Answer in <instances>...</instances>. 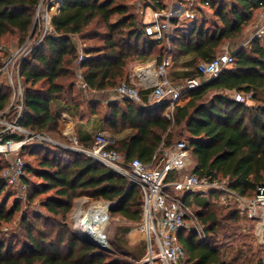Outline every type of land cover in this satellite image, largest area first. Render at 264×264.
Here are the masks:
<instances>
[{
	"label": "trees",
	"instance_id": "1",
	"mask_svg": "<svg viewBox=\"0 0 264 264\" xmlns=\"http://www.w3.org/2000/svg\"><path fill=\"white\" fill-rule=\"evenodd\" d=\"M41 1L0 0V70L16 48L28 40L34 44L39 38L36 22ZM137 3L60 1L55 7L52 31L20 60L24 90L20 125L32 133L69 143L61 124L63 113H68L76 121L79 145L88 149L93 136H80V131L95 118L100 129L112 134L109 148L122 153L128 162L138 158L151 163L155 157V164L163 159L164 149L175 144L176 136L186 135L184 140L195 161L194 172L224 181L241 195L254 196L264 179V36L237 49L234 63L217 77L189 89L185 94L190 100L184 106L177 105L170 117L166 103L145 105L125 98L108 101L103 110L100 101L86 96L78 84L84 81L90 93L110 91L130 81L134 65L154 58L161 64L168 56L172 59L168 71L172 81L199 77L198 64L215 58L227 40L241 37L256 19L264 0L196 2V15L189 25L187 18L173 19L170 48L159 54L154 50L164 44L146 35L144 15ZM207 10H212L221 24L214 30L205 24ZM7 39L12 44L4 45ZM79 44L87 56L81 62ZM180 68L182 75H178ZM236 92H252L256 103L238 101ZM142 93L146 101L148 91ZM12 96L13 89L6 80L0 83V112L10 106ZM13 115L11 112L9 117ZM13 137L20 139L23 135ZM25 154L37 157L38 167L26 161ZM20 156L24 160L21 185L31 190L28 201L46 194L41 201L45 212L34 211L32 217L26 213L20 228L5 231L2 225L14 220L21 200L17 199L12 208L7 207V199L0 201V264H134L131 253L115 242L114 250L106 251L83 239L70 220L79 198L104 200L113 203L109 209L112 217L129 222L122 227L124 233L128 232L143 216V194L137 183L87 153L62 144L25 143ZM3 168L0 165V196L11 186L3 176ZM31 173L42 180L36 190L29 178ZM175 177L171 173L168 179ZM206 192L220 194L216 189ZM185 201L201 208L197 215L206 228L203 240L194 233L179 232L178 239L186 251L185 264H240V258L241 264L253 262L243 249L228 259L218 239L231 225H222V221L241 218L238 208L220 210L201 195L192 200L189 195Z\"/></svg>",
	"mask_w": 264,
	"mask_h": 264
},
{
	"label": "built area",
	"instance_id": "2",
	"mask_svg": "<svg viewBox=\"0 0 264 264\" xmlns=\"http://www.w3.org/2000/svg\"><path fill=\"white\" fill-rule=\"evenodd\" d=\"M60 1L48 0L47 2L50 7L54 4L59 7ZM198 1L200 0H138L137 5L144 15L146 35L155 41L162 42L168 50L175 29L173 19H193L196 15L193 5ZM162 4L164 6H161ZM38 12L39 10L37 14ZM255 23V32L243 44L244 46L255 37L264 36L263 3L257 11ZM52 29V25L41 26L40 36L35 43L30 46L26 42L23 46L16 48L0 70L7 84L13 89V102L11 101L5 111L0 112V152L6 155L13 154L3 171V176L9 185L19 186L23 192L27 189L25 185H21L24 160L20 156V149L27 142V138L39 141H51V139L46 135L32 133L20 125L19 120L24 102V90L19 74L20 60ZM234 53L235 51H224L210 61L200 62L198 71L201 75L185 79L179 84L174 83L168 75L171 56L165 57L161 64H158L155 76L145 71L149 69L148 66H140L129 82H123L111 91V96L113 99L125 98L145 105L166 103L168 105L166 114L170 117L189 89L201 85L204 81L214 79L223 68L231 66L234 63ZM86 57L79 44L78 62L85 60ZM79 86L86 93H90L84 81H80ZM142 91H148L146 101L143 100ZM235 98L249 104V101L253 100V93L236 92ZM11 112H14V115L9 118ZM14 134L23 135V137L15 139ZM6 136L9 138L6 139ZM111 142L110 133L106 130H99L94 134L91 147L82 151L127 176L142 190L143 216L140 229L144 234L146 252L139 259L134 260L136 264H185L186 251L178 239L179 232L184 230L196 233L199 239L203 240L206 238V228L184 197L187 193L202 192L208 189L219 190L218 197L223 196L222 199L233 200L240 215L256 224L257 235L262 245V256L260 261L254 264H264V182L257 186L254 196L247 197L228 188L222 181L199 176L193 169H190L192 163L190 150L184 139L164 149L163 159L156 164L154 163L155 157L151 163H144L138 158L128 162L122 153L109 148ZM171 173L176 175L172 180L168 179Z\"/></svg>",
	"mask_w": 264,
	"mask_h": 264
},
{
	"label": "rangeland",
	"instance_id": "3",
	"mask_svg": "<svg viewBox=\"0 0 264 264\" xmlns=\"http://www.w3.org/2000/svg\"><path fill=\"white\" fill-rule=\"evenodd\" d=\"M47 1L48 0H44L38 9L39 12L37 14L36 23L39 28L43 25L48 26V27L52 25V18L57 13V11H55V7L57 6V4H54L53 7H50ZM222 1L229 2L230 0H222ZM206 12L207 13H206L205 24L209 29L214 30L217 25H221L219 20H217V18L214 16L212 10H207ZM191 22H192V19H187L186 24L189 25ZM255 24H256L255 20L254 21L252 20L250 25L247 27L245 33L241 37H238L236 39L227 40L224 43V45L221 47L218 53H221L224 51L234 52L240 47L244 46L243 44L246 43L251 38L253 33L255 32ZM10 43L11 41H9V39L3 41L4 45L5 44L8 45ZM27 43L31 46V44H33V41L28 40ZM164 50L167 51V48L164 46L163 48L157 46L154 52L156 54H159L160 52H165ZM171 69L172 68L169 67L168 71H170ZM182 81L183 80L176 79L173 82L179 84ZM3 82H5L4 77L0 78V83H3ZM111 91L112 90H110V92ZM109 94L111 96V93ZM109 94L107 93V95L101 96V94L93 93V92L85 93L86 96H90L95 99H98L101 103V109L103 110L105 109ZM12 102H13V99H12ZM255 103L256 102L254 100H251L249 101L248 105H253ZM110 135L112 137L111 133ZM47 137L51 139V141H48V142H51V143L58 142L57 140H55L54 138L50 136H47ZM68 139H69V143H61V142L59 143L62 144L64 147H71L79 151L86 150L79 145L78 139L75 136V134H73L72 137L71 135L68 136ZM182 139H187L186 135H184L183 137L176 136L175 142L182 140ZM33 142L41 143L43 141H39L38 139H28L27 138L26 143H33ZM0 154L2 155V157L0 158V165L4 166L3 169H5L7 165L9 164V159H11L13 154L6 155L1 152ZM190 158L192 161L190 169H193L195 167V161H194V158L191 152H190ZM24 159H26V161H28L35 168L38 167L37 157L25 154ZM29 178L33 184V190L40 188L39 185H41L40 183L42 181L40 178H38L37 176H35V174H32V173L29 174ZM262 182H264V179ZM30 192H31L30 189L23 192L21 187L19 186H10V187H7L6 190L2 193V195L0 196V201L2 199H7L8 208H12L15 202L17 201V199L21 200V209L16 212L15 218L11 223L9 224L4 223L2 225L3 230L7 231L8 229L20 228L21 226L20 221L23 215H25L26 213L30 215V217H32L31 215L34 211L45 212L44 208L41 206V201L44 200V198L47 195L42 194L36 197L34 200L28 201V194ZM199 195H201V197H204V198L206 197L210 199L211 203H213L214 206L220 210L227 212L232 208H235V207L238 208L236 203L233 202V200L222 199L223 196L218 197L217 194H213V193L211 194L206 191L201 194L199 192L192 193L191 200L198 197ZM105 202L106 201L104 200H93L87 197L79 198L76 201L75 210L70 220V224L72 228L79 234L81 233L80 231L84 233L80 226V218L83 216V213L89 211L94 204L105 203ZM191 207L194 213L196 214H197V211L201 209L196 204L191 205ZM106 213H107V218L105 221L103 233H104V242L106 238V242L110 246V249H105L101 246L99 247L106 251H113L115 247V245L113 244L115 242L118 246L121 247V250H125L131 253L130 260L133 261L134 264H136L134 260L139 259L141 255L145 254L146 252V243L144 239V234L140 229V223L133 224V227L128 232L124 233L122 227L128 225L129 222L126 221L122 217H112L110 212H108V208H107ZM240 217L241 218H239L238 221H234V222L233 221L229 222L225 220L222 221V225H227V223H230L231 225H228L226 228H224L222 234L219 235L218 239H219V242L222 244L221 246L222 251H224L228 259H231V257L235 256L236 251L243 249L247 253H249V256L251 258H253V262L251 264H254V263L259 262L262 256V245H261L260 237L257 235V226L255 223L247 220L242 215H240ZM194 234L199 238V236L196 233ZM238 262L241 264L243 260L240 258Z\"/></svg>",
	"mask_w": 264,
	"mask_h": 264
},
{
	"label": "crops",
	"instance_id": "4",
	"mask_svg": "<svg viewBox=\"0 0 264 264\" xmlns=\"http://www.w3.org/2000/svg\"><path fill=\"white\" fill-rule=\"evenodd\" d=\"M52 20H53V18H52ZM163 46L166 47L165 45H159V47H161V48H163ZM140 66H145V67L148 66L149 69L151 70V75L155 76V71L157 69L158 62H157V59L154 58L151 61L146 62L145 65L144 64H136V65H134V67H133V69L131 71V74H130V80H131V76L136 72V70ZM145 71H147V69ZM182 74H183V69L180 68L178 70V75H182ZM93 93H98V94H101V96H105V95H107V93L109 94L111 92L110 91H101V92H93ZM110 100H113V98L109 94V96L107 98V102L110 101ZM189 100H190V95L189 94H185L183 96V98H181V100L179 102V105L180 106H184V105L187 104V102ZM61 124H62V126L64 128V134L67 137L70 136V135L72 137L73 134H75V136L78 138L77 129H76V121L74 120V118L70 114L63 113V115L61 117ZM96 130L99 131V130H102V129L99 128L97 119L92 118L87 124H85V126L81 127L80 136L83 135V134H90L91 136L94 137V134L97 132ZM89 142L91 143V141H89ZM57 143H59V142H57ZM192 193H195V192H192ZM192 193H187L184 198L186 199V197L191 195ZM182 231H184V230H182ZM184 232H186V231H184Z\"/></svg>",
	"mask_w": 264,
	"mask_h": 264
},
{
	"label": "bare ground",
	"instance_id": "5",
	"mask_svg": "<svg viewBox=\"0 0 264 264\" xmlns=\"http://www.w3.org/2000/svg\"><path fill=\"white\" fill-rule=\"evenodd\" d=\"M149 73L151 70L147 69ZM108 203L94 204L91 209L83 213L80 218V226L83 230V234L86 233L90 238L104 243L103 229L107 218Z\"/></svg>",
	"mask_w": 264,
	"mask_h": 264
},
{
	"label": "water",
	"instance_id": "6",
	"mask_svg": "<svg viewBox=\"0 0 264 264\" xmlns=\"http://www.w3.org/2000/svg\"><path fill=\"white\" fill-rule=\"evenodd\" d=\"M112 140H113V139H112ZM55 143H57V142H55ZM57 144H60V143H57ZM106 203H108V212H109V209H110V207L112 206L113 203H110V202H107V201H106ZM80 232H81V233H80L79 235H80L83 239H88V240H90L91 242H93L94 244H96V245H98V246H101V247H103V248H105V249H110V246H109L108 243L106 242V238H105V242H104V243H101V242H98V241H96V240L90 238L88 235L83 234L82 231H80Z\"/></svg>",
	"mask_w": 264,
	"mask_h": 264
}]
</instances>
